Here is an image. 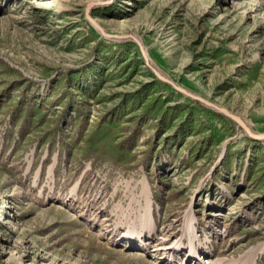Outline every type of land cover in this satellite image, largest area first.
Listing matches in <instances>:
<instances>
[{
	"label": "rangeland",
	"instance_id": "obj_1",
	"mask_svg": "<svg viewBox=\"0 0 264 264\" xmlns=\"http://www.w3.org/2000/svg\"><path fill=\"white\" fill-rule=\"evenodd\" d=\"M94 1L0 0V264H264V141ZM90 16L264 133V0Z\"/></svg>",
	"mask_w": 264,
	"mask_h": 264
},
{
	"label": "water",
	"instance_id": "obj_2",
	"mask_svg": "<svg viewBox=\"0 0 264 264\" xmlns=\"http://www.w3.org/2000/svg\"><path fill=\"white\" fill-rule=\"evenodd\" d=\"M114 2V0H104V1H94V2H90L86 8V18L87 20L92 24V26L104 37L109 38V39H115V40H126V39H130L132 41H134L140 48V51L144 57V60L147 64V66L153 71V73L155 74V76L162 82L168 84L169 86H171L172 88H174L176 91L184 94L185 96L196 100L202 104H204L205 106H208L216 111H218L219 113L223 114L224 116L234 120L235 122H237L244 130L245 132L248 134V136L255 140V141H264V133H255L252 131V129L246 124V122L239 116L233 114L232 112H230L228 109H225L223 107H220L218 105H215L199 96H196L190 92H188L187 90H185L184 88H182L181 86H179L178 84H176L174 81H172L171 79L167 78L166 76H164L162 73H160L151 63L148 54L146 53L145 47L143 46L142 42L137 39L134 35H127V36H118V35H111L108 34L104 28L98 24L94 19H92V17L90 16V11L93 7L96 6H102V5H110Z\"/></svg>",
	"mask_w": 264,
	"mask_h": 264
}]
</instances>
